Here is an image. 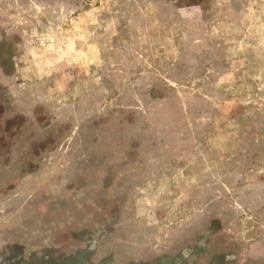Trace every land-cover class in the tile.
Returning <instances> with one entry per match:
<instances>
[{"label":"rangeland","instance_id":"rangeland-1","mask_svg":"<svg viewBox=\"0 0 264 264\" xmlns=\"http://www.w3.org/2000/svg\"><path fill=\"white\" fill-rule=\"evenodd\" d=\"M0 8V121L5 106L8 120L40 114L23 137L41 130V171L83 189L71 196L72 231H96L103 219L126 261L130 230L150 234L163 253L210 205L236 219L233 233L264 224V0H0ZM25 141L13 159L35 152ZM0 217V233L14 239V209L0 207ZM145 242L135 243L137 255ZM83 257L68 264H88Z\"/></svg>","mask_w":264,"mask_h":264},{"label":"crops","instance_id":"crops-1","mask_svg":"<svg viewBox=\"0 0 264 264\" xmlns=\"http://www.w3.org/2000/svg\"><path fill=\"white\" fill-rule=\"evenodd\" d=\"M5 12L6 10L3 11ZM3 23L5 21L0 20V26H3ZM1 44L0 42V47H2ZM5 107V120L0 121V143L4 145L0 147V207L2 209L13 208L18 220L15 228H11L12 231L14 230V239H12V234L8 233L7 228L0 233L2 240L0 264H10L7 262V256L11 258L10 261L13 260L12 264H19L18 261L21 263L20 260L29 255L42 257L45 264L75 263L77 258L78 263H82L79 257L88 255H90L89 259L83 257L84 262L88 264H264V230H260L264 224L256 226L257 229L245 231L243 234L233 233L232 225L237 224L236 219L231 214L224 217L217 215L214 205L212 211L209 209L210 205L203 214L192 215L187 223L180 224L181 227L178 228L173 243L165 249V252L162 251L163 253H156L150 247L147 241L151 238L148 236L150 234H145L143 238H140L135 230H130L125 239L127 249L122 251V256L126 257V261L124 259L120 261L119 245H116V241L120 239L117 233L110 232L108 228L104 230L103 219L98 221L96 217L94 222L96 226L99 223V228L102 227V229L97 227L96 231H85L84 233L72 231L71 196L74 192L83 189L77 191L73 189L71 178L66 175L65 177L58 175L56 178L59 179L53 180L41 171L39 156V143L42 142L40 141L41 130L29 135L30 140L28 141H25L23 137L28 132V126L25 124L29 121L31 125L39 124L38 111L33 109L29 117L19 116L8 120L7 106ZM67 136L68 132L64 133L63 137ZM47 138L49 137H44V140ZM21 141H25L26 144L31 142L32 146H37V149L32 152L31 156L18 158L17 155L13 159L14 154L19 153L18 149L24 150L23 147L21 148ZM48 154L55 153L48 152ZM68 156H71V152H68ZM101 171L95 174L97 176L101 174L103 177L104 173ZM99 182L100 188H103V178ZM114 184L113 181L109 190L113 189L117 192L118 185ZM25 185H28L26 191ZM82 186L85 190L88 185L85 182ZM128 200H130L129 197ZM82 203H89V201ZM63 204L68 209L66 210L68 214L59 213V208H63L61 207ZM103 208V205L98 207L96 203L95 212L98 213V209ZM3 219L6 220L5 217ZM217 223L221 225L218 229L216 228ZM81 227L82 225L77 226L79 230ZM254 229L256 230L253 231ZM73 235H81L79 242H74ZM140 239L146 240L145 251L141 253L142 255H137L135 243ZM93 242L95 245L92 244ZM73 257L74 259L70 260Z\"/></svg>","mask_w":264,"mask_h":264}]
</instances>
